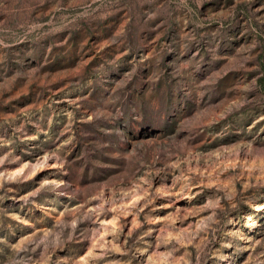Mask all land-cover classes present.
<instances>
[{
  "label": "rangeland",
  "instance_id": "obj_1",
  "mask_svg": "<svg viewBox=\"0 0 264 264\" xmlns=\"http://www.w3.org/2000/svg\"><path fill=\"white\" fill-rule=\"evenodd\" d=\"M0 264H264V0H0Z\"/></svg>",
  "mask_w": 264,
  "mask_h": 264
}]
</instances>
